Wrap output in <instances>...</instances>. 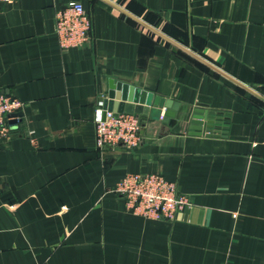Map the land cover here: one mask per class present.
<instances>
[{
    "label": "crops",
    "instance_id": "1",
    "mask_svg": "<svg viewBox=\"0 0 264 264\" xmlns=\"http://www.w3.org/2000/svg\"><path fill=\"white\" fill-rule=\"evenodd\" d=\"M70 2L92 42L64 51ZM111 80L179 103L176 124L146 117L135 151L98 149ZM239 83L264 97V0L0 2V92L25 103L0 143V264H264V101ZM198 108L223 117L213 134L191 133ZM139 173L193 206L133 214L114 190Z\"/></svg>",
    "mask_w": 264,
    "mask_h": 264
},
{
    "label": "built area",
    "instance_id": "2",
    "mask_svg": "<svg viewBox=\"0 0 264 264\" xmlns=\"http://www.w3.org/2000/svg\"><path fill=\"white\" fill-rule=\"evenodd\" d=\"M91 29V16L81 2H70L57 11L55 31L62 50L90 45ZM24 108L22 100L0 92V143L16 137L22 123V117L18 114ZM95 124L98 149L111 146L133 152L143 141L141 116L127 113L116 115L113 111L105 110L104 101L97 104ZM114 192L125 200L126 207L133 214L152 220L174 222L179 214L193 206L189 196L181 193L176 183L156 173L128 174Z\"/></svg>",
    "mask_w": 264,
    "mask_h": 264
},
{
    "label": "water",
    "instance_id": "3",
    "mask_svg": "<svg viewBox=\"0 0 264 264\" xmlns=\"http://www.w3.org/2000/svg\"><path fill=\"white\" fill-rule=\"evenodd\" d=\"M137 21L152 30V28L144 22H141L138 19ZM240 85L264 101L263 96L247 86ZM152 105L155 108H151ZM104 108L105 110L113 111L116 115L119 113L137 114L142 117L143 122L146 121V117H150L152 120H159L162 117L164 123L175 125L177 112L180 110V104L159 96L153 98L140 88L124 82L111 80L109 82L107 97L104 100ZM163 108L166 109L165 113L161 110ZM18 115L22 117L23 112ZM222 119L223 117L216 114V112L198 108L191 119L190 131L191 133L198 135L213 134L215 127L222 126Z\"/></svg>",
    "mask_w": 264,
    "mask_h": 264
}]
</instances>
